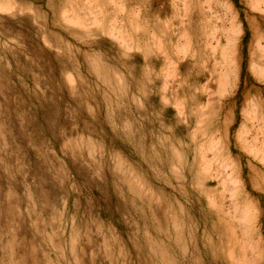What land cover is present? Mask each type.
Returning <instances> with one entry per match:
<instances>
[{
  "label": "rangeland",
  "instance_id": "obj_1",
  "mask_svg": "<svg viewBox=\"0 0 264 264\" xmlns=\"http://www.w3.org/2000/svg\"><path fill=\"white\" fill-rule=\"evenodd\" d=\"M11 1L0 264H264V0Z\"/></svg>",
  "mask_w": 264,
  "mask_h": 264
},
{
  "label": "bare ground",
  "instance_id": "obj_2",
  "mask_svg": "<svg viewBox=\"0 0 264 264\" xmlns=\"http://www.w3.org/2000/svg\"><path fill=\"white\" fill-rule=\"evenodd\" d=\"M7 2H6V4H2L1 6H0V8L1 7H3V11H5L6 9L5 8H11V5L13 4V2L11 1V0H6ZM1 4V3H0ZM13 5H15V4H13ZM15 7V6H14ZM1 10V9H0ZM7 11H10V10H7ZM229 73V72H228ZM228 73H226L225 72V74H222L223 76L221 77V82H223V84L224 83H226L227 84V82L230 80H228V77H229V75H227ZM230 84H232L231 82H230ZM263 119V118H262ZM262 145V144H261ZM249 149V148H248ZM256 152V151H255ZM258 152V151H257ZM259 153V152H258ZM262 154V153H261Z\"/></svg>",
  "mask_w": 264,
  "mask_h": 264
}]
</instances>
